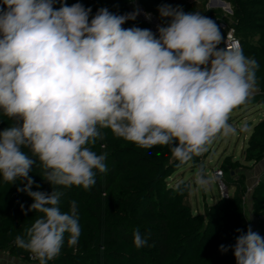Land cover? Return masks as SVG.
<instances>
[{
	"label": "clouds",
	"instance_id": "obj_1",
	"mask_svg": "<svg viewBox=\"0 0 264 264\" xmlns=\"http://www.w3.org/2000/svg\"><path fill=\"white\" fill-rule=\"evenodd\" d=\"M54 3L0 6V116L22 121L0 132V175L10 184L27 180L18 191L32 197L28 211L43 214L15 238L39 264L60 254L66 233L68 245H77L81 227L76 202L61 212L56 187L31 191L37 161L52 186L89 190L97 171H107V154L90 147L107 128L138 147L170 146L187 163L216 136L235 132L229 115L254 91L259 67L241 48H218V25L199 12L161 6L171 21L158 26L157 38L149 29L121 27L138 8L124 15L101 8L89 20L91 9L80 3L58 10ZM195 183L207 190L210 178L198 171ZM133 244L151 246L138 229ZM231 247L236 264H264V237L251 226Z\"/></svg>",
	"mask_w": 264,
	"mask_h": 264
},
{
	"label": "trees",
	"instance_id": "obj_2",
	"mask_svg": "<svg viewBox=\"0 0 264 264\" xmlns=\"http://www.w3.org/2000/svg\"><path fill=\"white\" fill-rule=\"evenodd\" d=\"M223 1L232 6L230 18L223 17L217 10L199 13L217 25L220 20L230 21L236 28L243 54L255 58L259 65L255 73L258 92L232 112L264 105V0ZM135 2L157 16L165 27L171 18L161 17L159 8L163 5L179 6L185 13L198 12L195 3L184 0H55L53 6L58 10L65 5L80 3L91 9V20L101 8L116 15L127 14ZM2 5L3 0H0ZM121 27L148 29V25L138 19L127 20ZM218 48H222L221 45ZM21 123L15 118L0 116V132ZM101 131L104 139L97 140L90 147L97 154H107V171H97L96 182L89 190L77 186H52L42 177L39 161L29 173L34 181L31 191L51 194L56 187L63 193L59 203L61 212H68L72 201L77 205L81 227L79 242L70 247L66 233L60 254L48 264H236L231 246L241 233L247 232L244 210L247 188L242 179L232 177V172L240 166L239 162L228 158L220 167L227 187L235 189L233 196L228 199L220 197L205 208V214L193 215L188 190L170 188L168 181L188 165H198L201 154L182 164L173 157L170 146L142 148L114 136L110 129ZM22 150L31 157L29 149ZM244 158L250 164H258L264 159V120L254 126ZM26 184L27 180L22 179L10 184L0 175V251H8L12 258L23 264H39L29 251L15 243L16 236H25V230L43 215L28 211L34 201L26 192L18 191ZM252 201L259 235L264 237V173L254 188ZM175 219L184 221L181 228L173 224ZM137 229L151 246L139 249L134 246L133 232ZM220 245L227 247L228 251L222 252Z\"/></svg>",
	"mask_w": 264,
	"mask_h": 264
},
{
	"label": "rangeland",
	"instance_id": "obj_3",
	"mask_svg": "<svg viewBox=\"0 0 264 264\" xmlns=\"http://www.w3.org/2000/svg\"><path fill=\"white\" fill-rule=\"evenodd\" d=\"M189 3H195L198 12H204L213 8L217 10L225 18H230L223 8L215 2L209 5V1L203 0H184ZM228 123L232 125L235 132L227 137L218 135L212 139L207 149L201 153V160L198 165L190 164L185 169L175 174L169 181L170 188L178 190L184 188L188 190V202L191 206V214L200 215L205 214V208L210 207L214 202L220 199L219 182L214 176V170L220 168L222 164L229 158L233 162H239L240 166L232 172V177L242 179L244 186L247 188L245 193V226H251L252 230L258 224V218L253 214L252 194L254 188L260 182L264 173L260 176L254 173V165H249L244 158V152L247 148L249 136L253 128L261 120H264V105H255L245 107L230 113ZM201 172L205 177L210 178V184L207 190L201 189L195 183V176L197 172ZM225 179V174H224ZM224 179H222L224 181ZM235 189H229L230 197L233 196ZM256 218L253 219V216ZM184 221L175 219L173 224L182 227ZM230 239V238H228ZM230 242H233L232 240ZM6 254L8 251H4Z\"/></svg>",
	"mask_w": 264,
	"mask_h": 264
},
{
	"label": "built area",
	"instance_id": "obj_4",
	"mask_svg": "<svg viewBox=\"0 0 264 264\" xmlns=\"http://www.w3.org/2000/svg\"><path fill=\"white\" fill-rule=\"evenodd\" d=\"M216 3L218 5L221 6V8H223L224 12L227 15L232 16L233 15V10H232V6L223 1V0H209V5H212V3ZM139 9V14L137 15L136 19L145 22L148 25V29L152 31V33L157 36L158 33V26H162L159 19L157 18V16H155L152 13L146 12L140 5H138L136 2L134 4V7L129 11V13L133 12L136 9ZM213 8H209V10H212ZM145 14H150V19L146 18ZM218 27L219 30L221 32L222 35V41L219 45H221L222 48H241L242 49V44L237 36V32H236V28L231 24L230 21H226V20H220L218 23ZM258 92V90H256V88L254 89V91L252 92V94L250 96L255 95ZM214 176L215 178L218 180L219 182V194L220 197L223 199H228L230 198V192H229V188L227 187L226 183H225V179H224V174L223 171L221 170V168H216L214 170ZM224 179V181L222 180ZM32 259H35L34 256H32Z\"/></svg>",
	"mask_w": 264,
	"mask_h": 264
},
{
	"label": "crops",
	"instance_id": "obj_5",
	"mask_svg": "<svg viewBox=\"0 0 264 264\" xmlns=\"http://www.w3.org/2000/svg\"><path fill=\"white\" fill-rule=\"evenodd\" d=\"M256 90H257V88H256ZM250 136H249V138H250ZM249 165H251V166L254 165V167H253L254 168V173L257 176H260L261 175V172L264 171V159L261 162H259L258 164H249ZM252 217H253V219L256 220V218L254 217V215ZM253 231L254 232H257L259 234L258 224H256V227H255V229ZM0 264H23V263H21L17 259L12 258L9 253L6 254L4 251H0Z\"/></svg>",
	"mask_w": 264,
	"mask_h": 264
}]
</instances>
